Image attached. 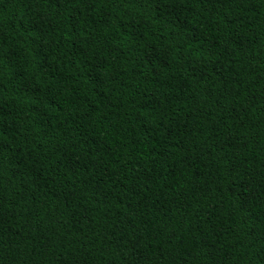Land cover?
I'll list each match as a JSON object with an SVG mask.
<instances>
[{"label": "trees", "instance_id": "trees-1", "mask_svg": "<svg viewBox=\"0 0 264 264\" xmlns=\"http://www.w3.org/2000/svg\"><path fill=\"white\" fill-rule=\"evenodd\" d=\"M0 264H264V0H0Z\"/></svg>", "mask_w": 264, "mask_h": 264}]
</instances>
